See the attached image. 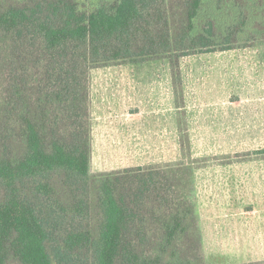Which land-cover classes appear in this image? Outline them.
Listing matches in <instances>:
<instances>
[{
	"label": "trees",
	"instance_id": "16d2710c",
	"mask_svg": "<svg viewBox=\"0 0 264 264\" xmlns=\"http://www.w3.org/2000/svg\"><path fill=\"white\" fill-rule=\"evenodd\" d=\"M259 46L264 0H0V264H206L208 161L93 173L92 71L167 59L179 100L182 57Z\"/></svg>",
	"mask_w": 264,
	"mask_h": 264
},
{
	"label": "rangeland",
	"instance_id": "374dc122",
	"mask_svg": "<svg viewBox=\"0 0 264 264\" xmlns=\"http://www.w3.org/2000/svg\"><path fill=\"white\" fill-rule=\"evenodd\" d=\"M179 62L180 70L175 78L178 94L183 98L177 100V103L174 98L167 96V91L172 94L173 90L175 92L176 85L170 62L166 59L92 71L93 85L96 84L99 92L94 103V112L98 118L97 135L94 138L96 141L106 138L111 143L108 145L111 148L109 150L104 143H95L91 167L93 173L150 165L164 151L163 143H166V148L173 149L177 140L181 144L182 136L184 140L188 139L191 156L185 94L190 85L194 86L192 83L195 81L202 90L208 92L207 97L211 99L208 105L222 108L224 100L230 101L227 110L233 112L235 100L242 97V103L238 106L242 108L243 119L249 124L260 120L258 118L264 113V99L253 98L264 94V46L182 57ZM127 89L140 90L139 99L145 106L132 103L138 98L130 99L131 102L125 100L124 92ZM190 90L193 93L198 91L196 87H190ZM151 99L154 101L151 102ZM136 105L143 112L138 117L129 118L128 107L132 109ZM218 126L199 139L202 142L200 147L207 149L202 156L218 155L226 150L222 142L225 139L236 148L243 144L242 150H237L235 155L213 158H234L238 154L264 147V138L245 134L241 136L240 143H230L233 135H223L226 131L220 124ZM183 128L187 134L181 132ZM236 138L239 139L238 136ZM246 141L248 144H244ZM198 159L201 164L213 161L209 157ZM225 169L222 172L231 176L226 186L229 189L219 186V171L212 174V169H206L204 173H209L206 187L197 195L205 262L264 264V163L243 162L235 166L233 171H227L228 167ZM247 208L256 210V214L242 212Z\"/></svg>",
	"mask_w": 264,
	"mask_h": 264
},
{
	"label": "crops",
	"instance_id": "0c3cea01",
	"mask_svg": "<svg viewBox=\"0 0 264 264\" xmlns=\"http://www.w3.org/2000/svg\"><path fill=\"white\" fill-rule=\"evenodd\" d=\"M221 52H224V51H221ZM215 53H218V52H215ZM208 54L210 55L213 53L198 54L197 56H200V55L204 56ZM192 56H195V55H191L187 57H192ZM130 64H143V63H127V64H120V65H114V66H109V67H116V66H121V65L126 66ZM103 68H106V67H103ZM171 69H172V66H171ZM192 84L194 86L190 85L185 94L186 96L185 104H186V109H187V112H186L187 124H188V129H189L188 135H191V140H190L191 154H192L191 156L194 159L204 158V157H209L213 159V161L207 163L205 166L195 169L194 179H195L196 197H197L198 193L201 194L204 191V188L206 187V184H207V176L209 175V173L207 174L204 173L206 169H212V174L216 171H219L220 174L217 179L219 186L222 187V189H229L226 186H228L227 182L231 176H227L224 172H222V170L226 171L225 169L226 167L229 168L227 171H233L235 166L242 164L243 162L245 163H264V157L252 158L246 161L235 160L233 158L224 159L225 157L213 158V156H223L227 154L235 155L237 154L235 153L237 152V150L238 151L242 150L243 144L238 146L239 148H236L228 144L227 139L222 141L226 145L225 146L226 150L220 152L218 155L213 154L211 156H202L204 154L203 153L204 150H207V149L200 147L202 142L199 139H201L203 134H206L209 130L218 128L219 127L218 124H220L222 129L226 131L223 135L225 136L233 135V138H231V140L229 141L230 143H235V144L236 142L240 143L241 136L243 134H245L246 136H260V138L263 139L264 138V113L261 116V118H258L260 119L259 121L255 120V123L249 124L246 120L243 119V112L241 110L242 109L241 106H238L239 104L242 103V97H238L237 100H235V103L233 106V112H231L230 110H227V106L231 105L230 101L224 100L222 108L221 107L214 108L215 106L213 107L211 105H208V103L211 102L210 101L211 99L207 97L208 92L202 90V88L199 87L200 84L197 81H195V83H192ZM128 85L129 84L127 83V86ZM190 87H194V88L196 87L198 89L197 93L195 92L193 93V91L190 90ZM91 94H92V116H93V149L95 148V143H104L106 149L109 150L111 148L108 147V145H110L111 143L108 142V139L105 138L102 141H96L94 138L95 135H97L96 134V124H98V118H96L97 115L94 112V103H95L96 95L99 94V92L96 90V84L93 85V81H92ZM139 94H141V91L138 89L132 90V91L127 89L124 92L125 100L127 99V101L131 102L132 100L130 99L138 98L136 100H133L132 103L145 106L144 102H142L141 99H139L141 97V95ZM167 96L172 99L174 98L177 103L176 94L174 90H173V94L171 91H167ZM255 98L264 99V94L258 95L257 97H254L253 99ZM153 101L154 99H151V102ZM138 105H136V107L132 109L128 107L127 114L129 118L138 117V115L143 112L142 109L137 108ZM246 118L250 119V117H246ZM230 129H232V131ZM178 131H179V125H178ZM236 136H238L239 139L236 138ZM177 139H179V133H178ZM179 141L180 140H177V143H175L173 149H171V147L166 148L165 146L166 143H163L164 151H161V155L156 157L152 161L153 162L152 164H159V163L163 164V163H172V162L180 161L183 158V155H182L181 144H179ZM244 144H248L247 141ZM179 145H180V148H179ZM227 145H229L228 147H230L228 149L229 151L227 150L228 148ZM262 148L264 147L261 146L259 148H255L252 150H249V149H246V150L255 151V150H262ZM159 150H161V148H159ZM226 152H229V153H226ZM234 177H237V176H234ZM254 177L257 178L256 176ZM242 212H245V213L249 212V214H253V215L256 214V210L251 209V208H247L246 210ZM254 237L255 239L257 238L256 236Z\"/></svg>",
	"mask_w": 264,
	"mask_h": 264
}]
</instances>
